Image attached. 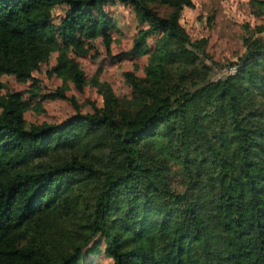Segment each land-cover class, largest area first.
I'll use <instances>...</instances> for the list:
<instances>
[{"label":"trees","instance_id":"trees-1","mask_svg":"<svg viewBox=\"0 0 264 264\" xmlns=\"http://www.w3.org/2000/svg\"><path fill=\"white\" fill-rule=\"evenodd\" d=\"M109 4L140 28L143 76L125 75L136 101L96 84L102 105L81 114L63 86L44 97L74 114L29 124L26 103L0 97V264H79L101 246L111 264H264L262 29L234 74L213 79L221 64L180 23L193 0H0V90L12 76L37 97L56 6H67L56 37L72 46L104 27ZM249 6L264 17V0ZM47 75L84 90L73 58Z\"/></svg>","mask_w":264,"mask_h":264},{"label":"rangeland","instance_id":"rangeland-1","mask_svg":"<svg viewBox=\"0 0 264 264\" xmlns=\"http://www.w3.org/2000/svg\"><path fill=\"white\" fill-rule=\"evenodd\" d=\"M194 8L185 9L180 18L181 25L193 40L204 41L207 54L221 64L215 69L213 79L234 74L237 64L244 57V38L262 29L254 38L264 40V17L255 16L250 10V0H193ZM67 10L66 5L52 10V24L55 28V42L49 47L47 61L33 72L38 81L37 97L30 93V81L18 80L12 76L1 78L0 97L16 95L26 103L24 119L29 124H59L74 114L72 106L59 99L44 96L65 87V95L74 97L81 114L92 112V106L101 107L102 100L97 85H108L121 103L136 101L137 95L129 86L126 73L143 76L147 62L145 56L131 52L133 40L140 31L135 14L128 6L109 4L104 6V27L91 39L76 34L75 45L63 43L56 37L59 21ZM157 37L149 35L148 46L152 49ZM60 56L73 58L85 75L84 90L77 92L73 85L58 76L49 77L47 71L55 65ZM104 246L96 254L82 257L79 264L92 261L93 264H111L105 255Z\"/></svg>","mask_w":264,"mask_h":264}]
</instances>
